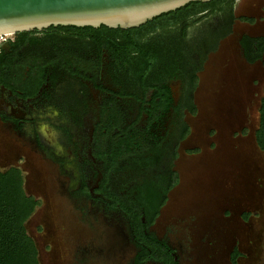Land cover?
Returning <instances> with one entry per match:
<instances>
[{"label":"flooded vegetation","instance_id":"flooded-vegetation-1","mask_svg":"<svg viewBox=\"0 0 264 264\" xmlns=\"http://www.w3.org/2000/svg\"><path fill=\"white\" fill-rule=\"evenodd\" d=\"M235 3L214 29L227 30L233 14L235 22ZM176 27L172 21L173 37ZM44 30L0 43V121L55 167L65 202L77 206L61 225L60 255L71 264H186L179 245L153 227L178 178L198 55L184 52L178 69L175 38L135 35L172 56L136 76L123 45L128 35ZM246 36L264 35L238 38L251 63Z\"/></svg>","mask_w":264,"mask_h":264},{"label":"rangeland","instance_id":"rangeland-1","mask_svg":"<svg viewBox=\"0 0 264 264\" xmlns=\"http://www.w3.org/2000/svg\"><path fill=\"white\" fill-rule=\"evenodd\" d=\"M235 4L236 16L247 19L236 17L198 73L195 112H187L189 130L175 163L178 179L153 227L179 245L188 256L186 264H232L235 248L237 264H264V152L255 140L264 54L248 63L238 43L243 33L264 35V0ZM221 19L213 15L192 26L189 45ZM11 167L21 170L26 193L38 201L26 228L39 263L71 264L59 253L60 231L70 215L76 216L77 206L65 202L55 167L0 121V170Z\"/></svg>","mask_w":264,"mask_h":264},{"label":"trees","instance_id":"trees-1","mask_svg":"<svg viewBox=\"0 0 264 264\" xmlns=\"http://www.w3.org/2000/svg\"><path fill=\"white\" fill-rule=\"evenodd\" d=\"M235 0H212L209 2L194 1L175 11L167 12L155 17L146 24L129 29L110 28L102 25L98 28L92 26L77 27V26H58L50 27L46 32L52 33L61 31H82L95 35H123L128 40L123 41L124 50L127 52V57L131 56L128 64L136 65L138 68L132 70L136 76H142L156 66L168 65V61L172 60L171 54L161 46H158L155 41H149L148 45L141 43L138 39L133 40V36L150 34L151 32L158 33L157 35H167L173 37L171 22L179 29L178 37L174 36L177 43L176 50L178 61H172L178 69H182L185 65L182 54L195 53L197 60L192 61L194 67V87L197 86L198 73L202 69L207 55L218 47L222 38L227 36L235 19L232 15V21L227 30L226 27H216L210 30H205L204 34L195 38V43L189 45V40L186 41L189 35V29L195 26L198 21L210 18L213 15H223L224 11L234 6ZM225 7V8H224ZM230 11V10H229ZM194 18V19H191ZM193 20V22L191 20ZM246 20L247 18L242 17ZM32 32V31H28ZM21 33H27L21 32ZM20 33V34H21ZM65 33V32H64ZM66 34V33H65ZM158 36L157 38H160ZM117 37V36H116ZM247 41H241L247 49V44H251V48L246 51L245 55L249 62L254 63L262 59L264 54V36L260 37H244ZM171 40V39H170ZM158 46V47H157ZM201 51L204 55L200 57ZM136 52V53H133ZM137 54V55H135ZM175 54V55H177ZM190 55V54H188ZM174 56V55H173ZM177 57V56H175ZM190 111L195 112V105L191 104ZM255 140L259 148L264 152V85L259 106L258 126L255 131ZM175 177L174 183L177 181ZM173 183V184H174ZM172 184V185H173ZM38 201L31 195H28L23 187V175L18 167H11L5 171L0 170V264H40L38 257V248L34 239L30 236L26 228V221L37 206ZM239 256L238 250L235 248L231 255L232 264H237Z\"/></svg>","mask_w":264,"mask_h":264},{"label":"water","instance_id":"water-1","mask_svg":"<svg viewBox=\"0 0 264 264\" xmlns=\"http://www.w3.org/2000/svg\"><path fill=\"white\" fill-rule=\"evenodd\" d=\"M194 1L212 0H0V35L52 26L135 28Z\"/></svg>","mask_w":264,"mask_h":264},{"label":"bare ground","instance_id":"bare-ground-1","mask_svg":"<svg viewBox=\"0 0 264 264\" xmlns=\"http://www.w3.org/2000/svg\"><path fill=\"white\" fill-rule=\"evenodd\" d=\"M4 36H5V35H4ZM6 36H7V35H6ZM0 37H3V36L0 35Z\"/></svg>","mask_w":264,"mask_h":264},{"label":"built area","instance_id":"built-area-1","mask_svg":"<svg viewBox=\"0 0 264 264\" xmlns=\"http://www.w3.org/2000/svg\"><path fill=\"white\" fill-rule=\"evenodd\" d=\"M5 37V36H4ZM4 37H0V38H4Z\"/></svg>","mask_w":264,"mask_h":264}]
</instances>
